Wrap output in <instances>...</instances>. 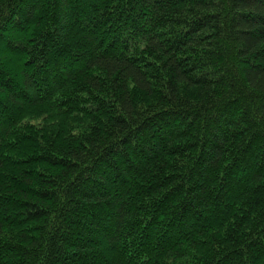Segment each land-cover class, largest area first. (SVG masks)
I'll list each match as a JSON object with an SVG mask.
<instances>
[{
	"label": "trees",
	"instance_id": "16d2710c",
	"mask_svg": "<svg viewBox=\"0 0 264 264\" xmlns=\"http://www.w3.org/2000/svg\"><path fill=\"white\" fill-rule=\"evenodd\" d=\"M0 264H264V0H0Z\"/></svg>",
	"mask_w": 264,
	"mask_h": 264
}]
</instances>
